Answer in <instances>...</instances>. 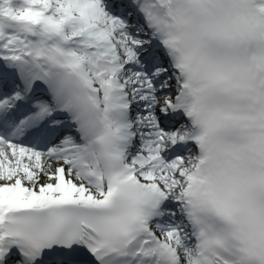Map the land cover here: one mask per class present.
<instances>
[{
	"label": "snow or ice",
	"instance_id": "obj_1",
	"mask_svg": "<svg viewBox=\"0 0 264 264\" xmlns=\"http://www.w3.org/2000/svg\"><path fill=\"white\" fill-rule=\"evenodd\" d=\"M0 264H264V0H0Z\"/></svg>",
	"mask_w": 264,
	"mask_h": 264
}]
</instances>
